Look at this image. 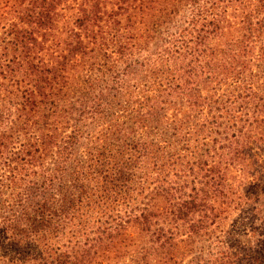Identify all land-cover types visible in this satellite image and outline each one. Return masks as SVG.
I'll use <instances>...</instances> for the list:
<instances>
[{"label": "trees", "instance_id": "1", "mask_svg": "<svg viewBox=\"0 0 264 264\" xmlns=\"http://www.w3.org/2000/svg\"><path fill=\"white\" fill-rule=\"evenodd\" d=\"M158 1L0 0V264H264V0Z\"/></svg>", "mask_w": 264, "mask_h": 264}, {"label": "rangeland", "instance_id": "2", "mask_svg": "<svg viewBox=\"0 0 264 264\" xmlns=\"http://www.w3.org/2000/svg\"><path fill=\"white\" fill-rule=\"evenodd\" d=\"M159 1H151L147 3V7L159 6ZM79 14V5L75 1H66L60 5V15L57 19V27L55 29V34H51L49 44L54 48V45L58 44L61 39L68 37L70 29L74 26V21ZM58 48V45L55 46V49ZM49 50V52L53 51ZM94 129V136H97L98 125L95 122H92ZM85 145L86 144V141ZM253 152H255L256 160L252 163L249 162L252 166L245 168V171H242L238 175H242V180L238 186H240V191L248 193H259L264 192V146L262 145H252ZM246 202L242 208L237 210H232L231 215L228 219L220 221L219 227L215 231L216 234L223 235L224 240L229 244L232 239L239 237L249 241L248 246L258 248V239L259 236L252 234V229L255 227L258 228L259 232L264 234V222L259 220L256 222L254 213H256V206L258 202L261 201V204L264 206V195L261 194V198L255 200H249ZM254 201V202H253ZM257 202V203H256ZM255 206V210L253 207ZM261 205L259 204V207ZM264 209V207L262 208ZM264 219V215H262ZM186 237V235H184ZM260 237H264L260 235ZM208 237H195L193 244L195 245L194 252H189L191 255L187 257L186 261L189 260L192 256L198 253L201 248L208 251L212 246V241L207 239ZM260 243V242H259ZM235 251V250H232ZM126 259H122L125 261Z\"/></svg>", "mask_w": 264, "mask_h": 264}]
</instances>
